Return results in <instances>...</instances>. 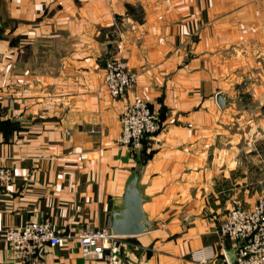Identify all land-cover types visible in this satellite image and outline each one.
<instances>
[{
	"label": "crops",
	"instance_id": "0c3cea01",
	"mask_svg": "<svg viewBox=\"0 0 264 264\" xmlns=\"http://www.w3.org/2000/svg\"><path fill=\"white\" fill-rule=\"evenodd\" d=\"M108 57L138 74L125 99L104 84ZM243 87L264 93V0H0V166L15 175L0 190V264H102L78 234L107 227L144 155L152 225L124 236L119 264H227L218 225L251 152L237 141L250 132L228 127ZM135 94L163 125L140 152L118 141ZM29 219L71 238L21 262L5 229Z\"/></svg>",
	"mask_w": 264,
	"mask_h": 264
},
{
	"label": "built area",
	"instance_id": "2783aa9c",
	"mask_svg": "<svg viewBox=\"0 0 264 264\" xmlns=\"http://www.w3.org/2000/svg\"><path fill=\"white\" fill-rule=\"evenodd\" d=\"M138 74L128 67L125 59L110 57L105 62L104 84L117 99H125L129 88L137 82ZM159 116L140 94L128 100L121 113L122 132L119 144L140 152L148 136L159 128ZM11 166H0V189L8 188L14 181ZM221 233L230 238L235 250L233 261L227 264H264V202L245 208L235 205L222 225ZM15 257L21 262L36 261L48 244L64 245L71 234L61 235L49 219L27 220L20 227L5 229ZM124 236L111 232L107 227H86L80 230V251L86 257L93 256L102 264H119ZM208 259L204 260L206 263Z\"/></svg>",
	"mask_w": 264,
	"mask_h": 264
},
{
	"label": "rangeland",
	"instance_id": "374dc122",
	"mask_svg": "<svg viewBox=\"0 0 264 264\" xmlns=\"http://www.w3.org/2000/svg\"><path fill=\"white\" fill-rule=\"evenodd\" d=\"M125 61L127 62V60ZM238 90L236 96L237 102L233 108L236 114L230 121V125L227 126L231 129L250 132V136L248 135L246 139L240 138L237 141H239L238 143L241 145L246 143V147H248L251 152L246 151V153H244L245 160L249 164L244 170H241L246 172L248 177L245 179V182L241 181L243 185L235 181L237 184L233 186V188H235L231 189V191L233 196L238 200L233 206L239 205L249 208L259 201L264 202V93H260L253 89H246L245 87L239 88ZM260 119H263V123H260ZM158 122L159 128L157 132L163 127L161 119H159ZM260 146L261 153L259 154L256 151ZM255 147H257V149H254ZM238 180H240V178ZM241 180H243V178H241ZM245 183H247V185H245ZM246 189H248V191H246ZM231 208H229L225 214L226 217L229 215ZM225 219L218 225V231L223 237H226L221 233V228ZM121 259V256H119V261Z\"/></svg>",
	"mask_w": 264,
	"mask_h": 264
},
{
	"label": "water",
	"instance_id": "95a60500",
	"mask_svg": "<svg viewBox=\"0 0 264 264\" xmlns=\"http://www.w3.org/2000/svg\"><path fill=\"white\" fill-rule=\"evenodd\" d=\"M217 99L220 104L225 105L226 99L223 93H219ZM145 159L146 156L144 155L140 165L126 184L122 206L115 208L107 217V228L114 234L121 236L135 235L143 233L151 228L152 222L144 211V196L139 187V179ZM234 254V249L229 252V261H233Z\"/></svg>",
	"mask_w": 264,
	"mask_h": 264
}]
</instances>
